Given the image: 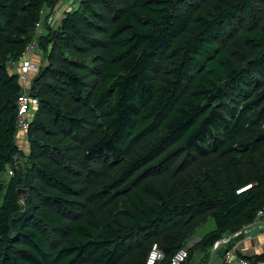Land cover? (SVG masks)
<instances>
[{"label":"trees","instance_id":"1","mask_svg":"<svg viewBox=\"0 0 264 264\" xmlns=\"http://www.w3.org/2000/svg\"><path fill=\"white\" fill-rule=\"evenodd\" d=\"M59 1L0 0V264H167L208 220L183 264L224 255L264 207V0H78L20 151L9 62Z\"/></svg>","mask_w":264,"mask_h":264},{"label":"built area","instance_id":"2","mask_svg":"<svg viewBox=\"0 0 264 264\" xmlns=\"http://www.w3.org/2000/svg\"><path fill=\"white\" fill-rule=\"evenodd\" d=\"M54 8H44L40 11V16L34 24L35 36L32 41L25 48L24 54L14 61H10L12 71H14L19 78V81L22 85V90L20 95L17 98V114H16V145L20 151H23L26 145L27 139V129L29 127V121L27 116L32 117L34 106L37 104V99L29 93V84L32 75L36 74L40 67V61L35 55L37 50V36L41 34L45 24L49 26L56 27L60 21L55 15ZM22 142V143H21ZM20 143V144H19ZM14 160L17 161V157H14ZM7 172L12 175L13 170L8 167ZM264 217V207L258 210L255 214V218L251 224L244 227L243 229L236 231L234 235L242 234V231L246 228L253 227L258 219ZM194 240V239H192ZM191 240V241H192ZM189 241L184 247H180L175 251L171 259L167 264H183L188 255V247H190ZM222 241H217L213 248H216ZM236 246L233 245L226 253L224 254V260L227 263L235 264H251L249 260L245 258H237L235 255ZM163 257V253L160 250L157 242H153L150 246V249L147 253L145 264H156L158 260Z\"/></svg>","mask_w":264,"mask_h":264},{"label":"crops","instance_id":"3","mask_svg":"<svg viewBox=\"0 0 264 264\" xmlns=\"http://www.w3.org/2000/svg\"><path fill=\"white\" fill-rule=\"evenodd\" d=\"M76 1L77 0H60L58 5L55 7V10H54L55 15L61 18L64 11H67L74 7V5L76 4ZM211 229H213L212 222L210 223L207 231ZM248 230L249 231L247 232V229L245 228L242 231L241 236L233 240V245L236 246V251L245 256H251V255L252 256L253 255L264 256V217H261L260 219H258L255 225L253 227L250 226ZM196 234L197 235H195L193 239L197 240L199 238L198 232H196ZM218 250L219 248L215 251V253H217ZM236 251H235V254H236ZM235 256L237 258L239 257L237 255ZM209 264H235V263H227L224 260V255L221 254L217 262L211 261ZM258 264H264V261Z\"/></svg>","mask_w":264,"mask_h":264},{"label":"rangeland","instance_id":"4","mask_svg":"<svg viewBox=\"0 0 264 264\" xmlns=\"http://www.w3.org/2000/svg\"><path fill=\"white\" fill-rule=\"evenodd\" d=\"M78 1V0H77ZM76 1V2H77ZM60 2V1H59ZM58 5V4H57ZM55 9V8H54ZM57 17V16H56ZM58 18V20L60 19V17H57ZM35 52H37V50L35 51ZM41 64V63H40ZM27 118H28V121L30 120V117L29 116H27ZM22 143V142H21ZM20 144V143H19ZM26 149H27V144L25 145V148H24V150L23 151H26ZM212 221L211 220H208V221H206L205 223H203L201 226H200V228H199V231H198V235L199 234H202V232H205V231H207V229H208V227H209V225H210V223H211ZM195 241H197L196 239H194V240H192L190 243V246L193 244V243H195ZM216 251V250H215ZM213 255V252H212V250L210 251V255ZM220 256H221V250H218L217 251V253H215L214 255H213V257H211V261L212 262H217L218 260H219V258H220Z\"/></svg>","mask_w":264,"mask_h":264}]
</instances>
